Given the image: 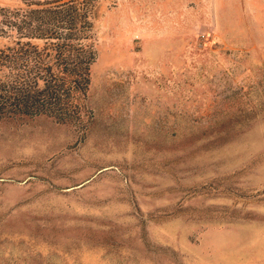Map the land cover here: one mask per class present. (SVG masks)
Instances as JSON below:
<instances>
[{
    "label": "rangeland",
    "instance_id": "obj_1",
    "mask_svg": "<svg viewBox=\"0 0 264 264\" xmlns=\"http://www.w3.org/2000/svg\"><path fill=\"white\" fill-rule=\"evenodd\" d=\"M0 264H264V0H0Z\"/></svg>",
    "mask_w": 264,
    "mask_h": 264
}]
</instances>
